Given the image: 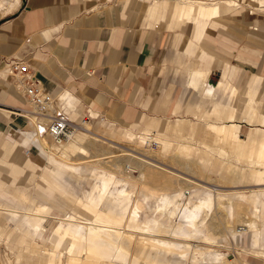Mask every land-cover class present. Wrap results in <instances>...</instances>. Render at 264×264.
Masks as SVG:
<instances>
[{
	"label": "bare ground",
	"instance_id": "6f19581e",
	"mask_svg": "<svg viewBox=\"0 0 264 264\" xmlns=\"http://www.w3.org/2000/svg\"><path fill=\"white\" fill-rule=\"evenodd\" d=\"M9 1L7 4L0 1V10L7 6L3 16L19 7L20 0ZM184 1L191 5L192 14L200 6L209 7L212 14L213 5L220 0ZM221 1L229 6L241 2ZM54 104L51 114L64 110L70 117L72 106L67 97H60ZM194 119L170 120L163 130L142 134L129 132L114 139L110 127H99L98 132L93 130L98 118L92 114L80 125L73 126L66 141H55L45 130L48 117L30 116V122L38 126L35 128L43 130L38 135L33 134L32 147L48 166V183L40 182L33 188H9L0 195V238L19 240L17 255L25 258L29 254V264H242L243 260L237 255L240 253L264 261V253L257 249L247 253L243 247H235L231 255L219 251L212 254V250L190 243L191 239L203 242L217 239L216 245L223 246L222 242L228 240L227 247H233L239 239L244 243L246 233L254 240L259 235L260 205L264 201V116L237 114L213 98L204 115ZM236 121L250 127L245 136L239 134ZM175 138L182 140L181 143L174 145ZM130 141L133 148L117 147L119 142ZM153 143L158 146L157 153L148 149ZM97 144L118 149L126 156L127 164L138 162L140 186L130 180L134 177L129 176V179L123 175L119 178L114 174L125 172L126 168L136 171L132 162L127 166L125 159L123 163L121 158V163L118 159L106 160L101 167L99 157L113 158V152L107 147L108 152L105 150L101 155L90 154V149ZM174 151L177 159L184 160L180 165L191 175L198 169L210 176L215 174V177L228 179L229 184L260 187L248 191L210 190L200 185L201 179L195 182L173 173V177L179 179L178 188L172 193L164 191L175 181L168 177L163 180L162 171L167 169L159 163L161 157L174 155ZM85 158L93 160L80 163ZM88 175L94 178V183L84 190L80 182ZM145 179L154 184L149 185ZM149 198L154 199L158 214L150 220H140L139 213L144 209L142 202ZM243 205L246 207L243 214L249 218L247 215L246 218L237 217ZM215 207L220 211L219 217L208 220V213ZM53 211L64 218L52 216ZM47 216L55 223L49 227V235L45 234L47 226L43 225ZM218 225L224 232L219 229L221 232L215 234ZM42 238L51 244L50 249L36 242ZM240 258L244 259V264H250Z\"/></svg>",
	"mask_w": 264,
	"mask_h": 264
},
{
	"label": "crops",
	"instance_id": "0c3cea01",
	"mask_svg": "<svg viewBox=\"0 0 264 264\" xmlns=\"http://www.w3.org/2000/svg\"><path fill=\"white\" fill-rule=\"evenodd\" d=\"M256 2L262 10L264 0ZM224 4L221 0L214 4L212 14L207 6L192 14L191 5L182 0H20L15 11L3 16L7 6L0 10V135L9 138L0 139V149L4 148L0 162L12 163V174L22 168L28 181L27 186H16L15 179L12 183L0 179V195L9 188H33L35 178L48 183L45 160L37 151L43 163L35 162L27 150L33 145V134L43 130L32 121L31 128L24 116L30 108L9 70L13 58L25 60L55 100L69 99L72 121L80 123L92 114L99 119L92 111L96 109L116 124L133 123L131 129H116L110 121H96L97 127L112 128L115 136L160 131L172 120L163 117L172 100L162 86L165 62L174 64L171 84L178 82L176 64H187L183 87L168 109L170 115L188 114L192 109L194 118L203 116L214 98L237 114L264 116V13L254 16L241 2ZM231 52L236 63L229 60ZM213 69L216 81L210 78ZM230 81H236L237 87ZM193 92L198 97L193 106L181 104L184 95L189 98ZM80 104L92 109L88 116L82 115ZM183 118L188 119L173 120ZM234 124L241 132V124L246 123ZM27 126L30 129L24 130ZM260 210L259 235L256 240L248 235L247 253L256 249L264 253V201Z\"/></svg>",
	"mask_w": 264,
	"mask_h": 264
},
{
	"label": "rangeland",
	"instance_id": "374dc122",
	"mask_svg": "<svg viewBox=\"0 0 264 264\" xmlns=\"http://www.w3.org/2000/svg\"><path fill=\"white\" fill-rule=\"evenodd\" d=\"M182 1H184V0H182ZM241 1V3H242V5H243V9L244 8H246V7H248V8H250V10L252 11L253 10V15L254 16H256V15H260V14H263L264 13V9H262V10H260L261 8H258V7H260V4H258V3H256V2H252L251 0H240ZM251 4V5H250ZM252 7V8H251ZM233 58H234V55H233V53L231 52V55H230V58H229V60H230V62L232 61V63H236V61H234L233 60ZM238 59V58H237ZM176 64V63H175ZM171 65H174V64H172L171 62H165V64H164V66H162L163 68H162V73L164 74V76H165V78H164V81L162 82V86L167 90V92H166V94L167 95H169L170 96V94H171V96H172V100H171V98H170V102L167 104V111L164 113L165 115L163 116V117H170V118H172V120H173V118H176V117H180V116H182V117H187V118H189V119H191V120H193V121H195V119H194V117H193V114H192V109H190V111H189V113L188 114H183V115H177V114H169L168 113V109H169V107H170V104H171V102L174 100V98L176 97V94L180 91V88H182L183 87V81H184V78H186V76H185V74H186V72H187V64H183L182 63V65H178V64H176L177 66H179V68H178V71H176V73H177V76H176V78L178 79V82L177 83H170V78H169V75H170V68H171ZM231 68H233V66L231 65ZM173 69H175V67H173ZM246 73V72H245ZM246 75H248V73H246L245 75H244V77H247ZM175 76V75H174ZM173 76V77H174ZM175 78V79H176ZM210 78L212 79V81H216V80H218V76H217V71H216V69H213L212 70V73H211V76H210ZM173 79V78H172ZM220 80H221V78H220ZM231 83H232V85H234V86H236V84H233V82L234 83H236V81H230ZM263 82H264V80H263ZM263 82H262V85H261V87H260V97H262V95H263ZM241 83H239L238 85H239V87L241 88V85H240ZM237 87V86H236ZM192 90V89H191ZM192 95H193V97H192ZM191 97H187L186 95H184V98L182 99V100H180V102H181V104H184L185 102H186V104H191V106H193V104L197 101V99H198V97H196L195 96V93L193 92V94L191 93V95H190ZM238 97H239V93H238V96H237V100H236V104L238 103ZM81 105V104H80ZM237 105H239V104H237ZM28 107H30V105L28 104L27 105ZM82 106V105H81ZM83 107V106H82ZM90 110H92L91 108H85V107H83V109H82V115H84V116H88L89 115V111ZM92 111H96V110H92ZM261 111L263 112L264 110L261 108ZM97 112V111H96ZM98 113V112H97ZM99 114V113H98ZM148 116H150V115H148ZM151 117H159V116H151ZM107 121H110V120H108L107 118H102L101 117V115L99 114V119H98V122H101V123H106ZM110 122H112V121H110ZM112 123H114L115 124V127H116V129H119V128H124V127H126V128H128V129H131L132 127H131V125L133 124V123H130V124H116L115 122H112ZM29 125H30V127L32 128V125H31V122L29 121ZM242 126H241V128H240V130H241V132L239 131V134L241 135V136H245V134H246V132H247V125L246 124H241ZM106 127H108V125H105ZM98 128L99 127H97L96 125L94 126V128H93V130L94 131H96V132H98ZM28 129H30L29 128V126H27L24 130H28ZM17 130V129H16ZM46 130V129H45ZM73 131H72V129H70V132H68V135L69 134H71ZM136 132H138V131H136ZM175 136H173V138H174ZM112 138H114L115 139V135L114 134H112ZM0 139H2V141H6V140H9V138H8V134H6V135H0ZM177 139V140H176ZM50 140V139H49ZM67 140V138H64V140L63 141H66ZM173 140V139H172ZM178 141V142H177ZM181 141L182 140H180V139H178V138H175L173 141H172V143L175 145H177V144H179V143H181ZM192 142V141H191ZM127 143H129V144H127ZM54 144V143H53ZM131 144V145H130ZM133 143H132V141H130V142H123V144H122V142H119V145L120 146H117V147H119L120 149H124V150H126V148H133L134 147V145H132ZM54 145H56V144H54ZM107 147H109V145L107 146V144H105V145H101V144H97V145H95L94 147H93V150L92 149H90V154H94V152H95V154L97 153H99L100 155L103 153V151H105L106 149H107ZM110 148H112V147H109V150L108 151H110L111 152V150H112V152H113V154L111 155V157H113V158H109V159H104V158H106V157H109V156H107L106 155V157H99V159H100V163H98V164H100V166L101 167H104L105 166V162H107V161H109V160H117V161H119L120 159L119 158H121V161L122 160H124V163H126V156H123L122 155V153L121 152H118V149H115V148H112V149H110ZM149 150H151L152 152H154V153H157L158 152V146L157 145H155L154 143L153 144H151L150 145V147L148 148ZM158 149V150H157ZM28 151H29V155H30V157L32 158V160H34L35 162H37V163H39V164H42L43 163V161L39 158V156L37 155V150L34 148V147H30L29 149H27ZM91 150L93 151V152H91ZM106 150V151H107ZM107 151V152H108ZM114 152H115V154H114ZM116 152H118V153H116ZM22 153V152H21ZM98 154V155H99ZM175 151H174V155L173 154H171L170 156H165V157H161V158H163V159H158V160H160V162L161 163H159V164H161V166H163L164 168H166L167 169V171H162L163 173H162V175H164L163 176V180L165 181V178H166V180L169 178V180L170 179H173L174 181H175V183L170 187V188H166V189H164V191H168V192H173V190H176L177 188H178V180L179 179H177V178H175V177H173V173H175V174H180L182 177H185V178H187V179H190V180H192V181H194L195 180V182H196V179H201V180H203V181H199V183H200V185H202V186H204V187H206V188H208V189H210V190H220V191H238V190H245V191H248V189H252V188H257V187H260V186H246L245 184H238V185H236L235 183H230L229 184V182H230V180H228V179H222V178H220V177H215L214 175H212L211 174V176H210V174H208L207 172H200L201 170H199L198 171V169H196L195 171H193L192 173V175L190 174V173H187L188 171L187 170H185L183 167H182V165H180L181 164V162L182 161H184L183 159H181V158H179V159H177L176 158V156H175ZM172 155H173V157H172ZM82 156V155H81ZM172 157V158H171ZM0 158L2 159L3 158V154H2V150L0 149ZM98 159V158H97ZM102 159V160H101ZM104 159V160H103ZM173 159V160H172ZM93 159H86L85 158V160L84 161H81L80 163H82V162H86V161H92ZM107 160V161H106ZM182 160V161H181ZM120 162V161H119ZM132 162V163H131ZM131 162H129V164L131 163L132 165H135L134 167H136L134 170H136V171H131V170H128L127 168L126 169H124L125 170V172L123 171V172H120L119 174L117 173L118 171H116V173H114L115 175H116V177H119V178H123V175H124V177H129V176H131L133 179H130L131 177H129V179L131 180V181H133V182H135V183H137V185L138 186H140V184L142 183V179L139 181V172H138V170H139V163L138 162H135V161H131ZM80 163H78V165L80 166ZM121 163V162H120ZM122 163H123V161H122ZM129 164H125V165H129ZM138 166H137V165ZM13 164L12 163H8V164H6L5 166L4 165H1V162H0V179L2 180V181H4V182H7V183H12L13 182V180L15 179V181L13 182L14 183V185H16V186H23V185H28V181L27 180H25V178H26V173H22L23 171H22V168L21 169H14V174H12L11 172L13 171V166H12ZM92 165H93V163H92ZM123 165V164H122ZM131 165V166H132ZM133 167V166H132ZM169 167V168H168ZM2 169V170H1ZM17 170V171H16ZM25 172H30L31 174H36L35 173V171L34 170H25ZM169 172H171V173H169ZM195 172V173H194ZM171 174V175H170ZM208 174V175H207ZM137 176H138V178H137ZM193 176V177H192ZM92 176L90 175V177H89V175H88V177H86V179H84V180H81V182H80V185H81V187L82 188H84V190H88L89 188V184L90 183H94V178H91ZM168 177V178H167ZM192 178H194V179H192ZM209 178V179H208ZM221 179V180H224V182L223 181H221V180H217V179ZM128 179V178H127ZM214 179V180H213ZM134 180H137V181H134ZM210 180V181H209ZM227 182H226V181ZM27 181V182H26ZM145 181H147V183L149 184V185H151L153 182H151V181H148L147 179H145ZM162 181V180H161ZM209 181V182H208ZM212 181V182H211ZM216 181V182H215ZM40 182V180L38 179V178H35L34 179V183L35 184H38ZM204 182H205V184H204ZM209 183V184H208ZM154 184V183H153ZM232 184V185H231ZM236 185V186H233V185ZM120 186V185H119ZM232 187V188H231ZM236 187V188H235ZM238 187V188H237ZM240 187V188H239ZM234 188V189H233ZM111 190H113V188L111 189ZM76 191L78 192V189H76ZM143 203V206H144V209L142 210V211H140V213H139V216H140V220H145V219H148V220H150V219H152L153 217H155V215H157L158 213H156L155 212V210H156V206H154L155 204H154V199H152V198H149V199H147V200H144V202H142ZM242 208H240L241 210H239L240 211V213H237V214H239L237 217H245L247 214H243V213H245V209H246V207L243 205V206H241ZM243 210H244V212H243ZM238 211V212H239ZM218 213V214H217ZM244 216H243V215ZM208 220H209V218L210 217H219V215H220V211H219V209H217L216 207L215 208H213L212 210H211V212L210 213H208ZM51 216V215H50ZM50 216H47L46 217V219H45V221H44V224L43 225H45V230H46V235H49L50 233V228H51V226L53 225V224H55L54 222H52L51 221V217L52 216H55V217H59V218H64V216L61 214V213H57V212H55V211H53L52 212V216L50 217ZM250 216H248L247 215V218H249ZM246 218V217H245ZM240 219V218H239ZM211 220V219H210ZM217 220V219H216ZM216 220H214V221H216ZM220 219H218L217 221H219ZM52 222V223H51ZM220 222H224L223 221V219L222 220H220ZM220 222H218V223H220ZM221 223V224H222ZM10 224V226H12V224L11 223H9ZM220 224V225H221ZM222 226H223V224H222ZM225 226V225H224ZM50 227V228H49ZM215 227H217L216 229H215V234H218V231H222V229H221V226L219 227V225L218 226H215ZM223 229H224V227H222ZM220 229V230H219ZM48 230V231H47ZM220 231V232H221ZM219 232V233H220ZM224 231H222L221 233H223ZM220 233V234H221ZM248 235H249V233H246V236H245V239H244V243L243 244H241V240L239 239L236 243L234 242L233 244V247H227L228 245H229V243H228V240L226 241V242H222V244H223V246H218V245H216V244H218L217 243V239L216 240H214V242H213V240H212V242L210 243V242H203V241H200V240H198V239H191L190 240V243L191 244H198V245H200L202 248H204V249H207L208 251H211L212 250V254H215L216 252H229L230 253V255L232 254V252H233V250H235L236 248H239V247H241V245L243 246V249H244V246H246V243H245V241H246V239H247V237H248ZM42 236H40V238H41ZM20 238H21V236H20ZM217 238V237H216ZM11 239V238H10ZM37 243H39V245H41L43 248H49L50 249V247H51V244H48L47 243V241H46V239L45 238H42V240H38V241H36ZM197 242V243H196ZM18 247H19V240L18 241H12V240H8L7 238H5V237H1L0 238V264H29V262H28V260L27 259H30V255L29 254H26L25 255V258H20V256L19 255H17V252H18ZM226 247V248H225ZM236 247V248H235ZM225 248V249H224ZM227 248H229V249H227ZM217 249V250H216ZM227 249V250H226ZM216 250V251H215ZM229 255V256H230ZM238 256H239V260L241 261V260H243V261H241V263L242 264H244L245 262H244V259H241L240 257H243V258H245L248 262H250V264H264V261H261V259H258L257 257H254L253 255H246L245 253H240V255L239 254H237ZM17 256H19V257H17ZM237 256V257H238ZM32 259V258H31ZM27 261V262H26Z\"/></svg>",
	"mask_w": 264,
	"mask_h": 264
},
{
	"label": "built area",
	"instance_id": "2783aa9c",
	"mask_svg": "<svg viewBox=\"0 0 264 264\" xmlns=\"http://www.w3.org/2000/svg\"><path fill=\"white\" fill-rule=\"evenodd\" d=\"M9 70L16 78V87L23 93L30 109L24 116L30 121V116L48 117L46 132L55 141L63 140L73 130V126L80 125L72 121L66 111L61 110L51 114L55 98L52 92L45 91L39 78L30 70L28 63L21 58H13L8 62ZM96 110V109H94ZM102 118L105 116L96 110ZM82 117L81 121H84Z\"/></svg>",
	"mask_w": 264,
	"mask_h": 264
}]
</instances>
